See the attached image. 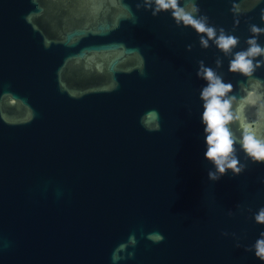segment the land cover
<instances>
[{"label":"water","instance_id":"95a60500","mask_svg":"<svg viewBox=\"0 0 264 264\" xmlns=\"http://www.w3.org/2000/svg\"><path fill=\"white\" fill-rule=\"evenodd\" d=\"M144 2L0 0V264H264L246 251L264 232V163L237 144L246 169L209 179L197 76L203 60L233 85L239 136L264 132V66L230 72ZM196 2L233 53L264 29V0ZM61 17L85 21L54 37Z\"/></svg>","mask_w":264,"mask_h":264},{"label":"clouds","instance_id":"9594fccd","mask_svg":"<svg viewBox=\"0 0 264 264\" xmlns=\"http://www.w3.org/2000/svg\"><path fill=\"white\" fill-rule=\"evenodd\" d=\"M137 7L150 9L153 16H157L161 11L171 10L177 26H190L200 34L199 43L202 48H209L211 41L225 56L232 57L229 61V71L232 73L252 78L253 73L264 66V61L256 60L257 57H264V47L258 42V37L264 34V29L255 24L250 25L252 36L246 41L247 48L233 53L240 43L239 38L227 33L223 27L217 29L216 26L210 25L209 17L201 14L196 0H184L183 5L180 0H145L143 5L138 4ZM261 19L264 20V13ZM187 47L188 51H191L193 45ZM198 63L197 76L206 81V85L200 91V98L203 101L201 119L207 145L204 155L214 165V170L208 172L209 179L218 181L228 170L234 175H239L246 169L247 164H242L238 158L237 144L253 163H264V132L258 131L250 123H243L241 133L237 136L230 127L239 119L233 108L236 97L229 95L233 92V85L226 83L223 76L212 67L206 66L203 60ZM215 63L219 69L223 65V60L218 57ZM251 83L257 88L264 87V81L259 78L251 80ZM229 215L233 213L229 212ZM254 220L257 224L264 225V207L254 214ZM223 235L227 236L228 233L225 232ZM162 240L163 236L159 235L154 242L159 243ZM239 246L238 243L237 247ZM246 251H254L255 256L264 261V232H261L260 238L251 247L246 248Z\"/></svg>","mask_w":264,"mask_h":264},{"label":"flooded vegetation","instance_id":"af4514ba","mask_svg":"<svg viewBox=\"0 0 264 264\" xmlns=\"http://www.w3.org/2000/svg\"><path fill=\"white\" fill-rule=\"evenodd\" d=\"M62 13L66 14L67 11L62 8ZM49 21H56L54 25L48 27L47 31L54 37H59L65 30H69L70 26L77 23H83L85 20L83 18H68L61 17L57 19L49 18Z\"/></svg>","mask_w":264,"mask_h":264}]
</instances>
